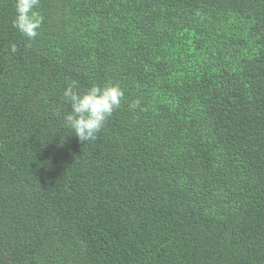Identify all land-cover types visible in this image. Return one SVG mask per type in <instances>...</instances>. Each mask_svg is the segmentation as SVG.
Here are the masks:
<instances>
[{"label": "trees", "instance_id": "obj_1", "mask_svg": "<svg viewBox=\"0 0 264 264\" xmlns=\"http://www.w3.org/2000/svg\"><path fill=\"white\" fill-rule=\"evenodd\" d=\"M36 11L0 0V264H264V0ZM73 81L124 92L93 141Z\"/></svg>", "mask_w": 264, "mask_h": 264}, {"label": "clouds", "instance_id": "obj_2", "mask_svg": "<svg viewBox=\"0 0 264 264\" xmlns=\"http://www.w3.org/2000/svg\"><path fill=\"white\" fill-rule=\"evenodd\" d=\"M40 0H15V16L12 26L27 37L34 40L42 24V17L36 9ZM16 51V46H11ZM124 92L117 84H106L103 87L93 85L87 91L78 89L73 81L63 91V101L69 111L63 116L64 127L69 129L81 142L93 141L104 127L106 121L120 107ZM139 106V101L130 107Z\"/></svg>", "mask_w": 264, "mask_h": 264}]
</instances>
